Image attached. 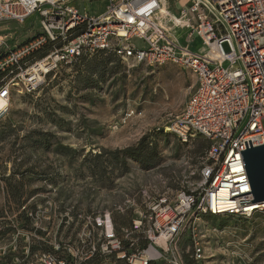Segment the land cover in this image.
Segmentation results:
<instances>
[{
    "label": "rangeland",
    "instance_id": "obj_1",
    "mask_svg": "<svg viewBox=\"0 0 264 264\" xmlns=\"http://www.w3.org/2000/svg\"><path fill=\"white\" fill-rule=\"evenodd\" d=\"M70 2L94 14L105 6L101 0ZM40 31L36 15L23 24L0 23V35L8 44L2 54ZM224 48L229 50L227 44ZM95 56L101 58L93 54L77 66L60 68L33 93L11 96L8 113L0 121V231L6 230L0 234V264H41L37 255L51 250V242L77 244L89 214L110 211L123 234L150 199L162 194L173 199L200 182L205 156L201 149L210 142L201 136L184 142L166 132L193 92L192 72L174 63L110 61L102 76L94 74L85 85L77 76L88 74V62ZM40 134L49 148L35 143ZM149 135V141L155 138L157 143L156 166L142 168L138 159L128 156L125 173L108 167L98 179L89 172L93 156L103 147L136 146ZM10 177V184L23 182L19 199L11 193ZM25 207L30 223L24 218ZM142 241L138 243L144 247ZM177 246L183 264H264V214H201ZM172 261L163 257L153 264ZM97 264L127 263L112 254Z\"/></svg>",
    "mask_w": 264,
    "mask_h": 264
},
{
    "label": "built area",
    "instance_id": "obj_2",
    "mask_svg": "<svg viewBox=\"0 0 264 264\" xmlns=\"http://www.w3.org/2000/svg\"><path fill=\"white\" fill-rule=\"evenodd\" d=\"M104 1L105 10L92 14L70 0H0V23L23 24L33 15L41 23L38 35L4 54L7 39L0 35V99L10 103L13 92L33 93L60 68L100 49L127 63L179 64L192 72L195 85L166 132L184 142L201 136L210 145L195 188L173 199L165 194L150 199L123 234L110 211L89 214L77 244L55 240L37 257L41 264H81L97 253L127 264L163 257L183 264L177 242L199 215L264 214V202L241 205L253 200L252 193L233 197L252 191L241 153L245 141L248 148L249 140L252 146L264 144V0ZM55 42L49 53L35 57ZM8 110L0 108V121ZM134 232L138 238L131 237Z\"/></svg>",
    "mask_w": 264,
    "mask_h": 264
},
{
    "label": "trees",
    "instance_id": "obj_3",
    "mask_svg": "<svg viewBox=\"0 0 264 264\" xmlns=\"http://www.w3.org/2000/svg\"><path fill=\"white\" fill-rule=\"evenodd\" d=\"M55 45L58 46L59 43L55 42V43L46 44L41 50H39L36 53L35 57L40 58V57L45 56L47 53H49L54 48ZM95 54L100 55L101 58H99L98 56H95L93 60H90L88 62V68H86L88 70V74L85 75L84 77H82L83 76L82 74H78L77 76V79L82 81L85 85L90 84L91 77L94 74L102 76L104 72L106 71V66L109 64L110 61H114L117 64H119L121 61L120 57L117 56V54L112 50L100 49ZM86 58L88 57L87 56L81 57L74 66H77L80 62L85 61ZM96 59H98V62H96V64L92 66L91 63ZM150 137L152 136L151 135L145 136L140 140L138 145L129 146L123 149H120V148L108 149V148L103 147L100 152L96 153L93 156V159H94L93 163L91 166L88 167L89 172L93 176L96 175L98 179H102V177L106 174L108 167H112V168L117 167L121 170L122 173H125L129 170L128 158H127L128 156L138 159L142 168L148 169L150 167L156 166L160 162L159 154L157 152V143H156V140H154L155 138H152V140L149 141ZM35 143H37L40 147H44V148H49L50 146V144L46 141V138L43 137L42 134L38 135V138L36 139ZM209 145L210 143L202 147L201 150H202L203 155L206 154V151L208 150ZM104 157H109V161L104 160L103 159ZM10 179L11 177L8 179V181ZM9 185L11 186V193H13V195L17 199H19L22 196L20 193V190L24 187L23 182L19 181L13 185V184H10V181H9ZM18 203L21 204L20 207L25 206L24 203L22 202L20 203V201H18ZM25 209L26 207L23 210L24 218L27 223H30L32 219L30 216H27L26 214L27 212ZM113 221H114L115 229L119 233L120 227L118 226L117 218L114 217ZM132 225H133V221L131 223V226ZM9 230L10 229H7V231ZM4 233H6V230L0 231V234H4ZM39 233H41V231H39ZM131 237L138 238L139 235L136 232H134L131 234ZM127 243H129V241ZM144 243L145 242H143V244ZM33 251L34 249L31 248V252ZM111 255L112 254L101 255V254L96 253L92 257H90L88 260L82 262L81 264H97L102 257L111 256Z\"/></svg>",
    "mask_w": 264,
    "mask_h": 264
},
{
    "label": "water",
    "instance_id": "obj_4",
    "mask_svg": "<svg viewBox=\"0 0 264 264\" xmlns=\"http://www.w3.org/2000/svg\"><path fill=\"white\" fill-rule=\"evenodd\" d=\"M248 148L247 141H245L246 148L241 150L251 190L240 195L252 193L253 200H241V205L248 203H262L264 202V144L259 146H252L251 140Z\"/></svg>",
    "mask_w": 264,
    "mask_h": 264
},
{
    "label": "bare ground",
    "instance_id": "obj_5",
    "mask_svg": "<svg viewBox=\"0 0 264 264\" xmlns=\"http://www.w3.org/2000/svg\"><path fill=\"white\" fill-rule=\"evenodd\" d=\"M162 13H167V10L165 7H162ZM123 34V33H122ZM5 106H10V103L6 100L0 99V108L5 107Z\"/></svg>",
    "mask_w": 264,
    "mask_h": 264
},
{
    "label": "crops",
    "instance_id": "obj_6",
    "mask_svg": "<svg viewBox=\"0 0 264 264\" xmlns=\"http://www.w3.org/2000/svg\"><path fill=\"white\" fill-rule=\"evenodd\" d=\"M101 1H102V2L104 3V5L106 6V2H105L104 0H101ZM105 6H104V10H105ZM104 10H103V11H104ZM103 11H102V12H103ZM99 13H101V12H99ZM99 13H96V14H99ZM92 14H94V13H92Z\"/></svg>",
    "mask_w": 264,
    "mask_h": 264
}]
</instances>
